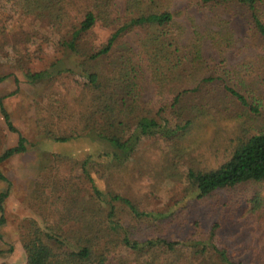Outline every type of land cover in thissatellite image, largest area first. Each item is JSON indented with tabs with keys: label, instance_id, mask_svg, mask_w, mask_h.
Wrapping results in <instances>:
<instances>
[{
	"label": "trees",
	"instance_id": "obj_1",
	"mask_svg": "<svg viewBox=\"0 0 264 264\" xmlns=\"http://www.w3.org/2000/svg\"><path fill=\"white\" fill-rule=\"evenodd\" d=\"M123 1L124 9L120 13L117 8L119 0H27L28 29L17 34L19 40L16 37L11 47L20 53L26 50L20 38L27 36L28 41L36 43L41 37L35 39L30 33H41L43 21L52 20L58 29L71 25L67 34L60 37L59 44L76 51L79 61L76 68L65 66L63 60L58 59L44 69L28 71L26 81L53 83L64 72L85 77L79 97L73 105L56 103V120L52 122V115L38 117L40 124H43L39 131L42 139L67 142L80 136H89L103 141L106 148L97 154L89 153L80 160L77 163L81 169L78 173L74 169L62 171L57 168L58 160L68 157H61L59 153H56L57 162L51 164V160L45 165L44 168H48L49 172L43 173V184L38 189L34 188L33 193L36 199H48L47 203L51 207L48 206L50 209L42 213L41 220L33 216L28 222V232L23 234L26 253L23 264H108V257L118 246L125 251L119 257L120 264H245L243 260L235 258L226 246L215 242V230L219 223L213 224L208 237L185 235L177 238L170 235L169 228L165 234L143 233L144 227L156 226L158 221L171 222L169 218L174 212L140 208L136 202L111 186L113 182L120 181L126 163L131 160L144 137L177 135L178 139L183 138L190 131L193 121V118L184 119L181 115L172 121L167 114L159 116L152 113L153 108L142 94L137 56L146 60L160 94L174 88L172 104L177 105L190 89L181 82L168 81V71L171 65L181 67L182 62L175 61L178 57H187L188 61L191 57L193 62L197 61L201 53L199 47L204 40V34H200L197 29L196 34L200 36L192 43L190 52L183 49L182 41L187 28L180 19L183 10L173 8L175 0ZM188 2L204 8L232 10L236 7L247 15L253 31L252 42L259 45L264 40V0ZM72 10L77 12L76 23L68 19ZM97 24L111 32L105 41L95 47L94 44L87 47L84 40ZM144 27L151 30L140 37V48L134 51L132 45L123 42V37L134 29ZM2 29L0 26V54L5 49L2 41L5 33ZM205 29L208 38L215 44L224 45V49L232 46V33L227 27L225 31L220 29L213 33L209 27ZM248 58L238 71L227 67L226 61L222 60L221 69L216 74L211 73L202 79L205 85L197 101L189 107L204 113L219 103V107L224 108V120L236 122L243 121L247 115L250 119H254L253 115L260 116L264 98L260 92L253 91L255 96L251 99V83L242 77L252 70L254 76L251 82L264 86V55L258 59ZM2 59L7 61V58L0 56V62H3ZM1 68L2 65L0 81H3L8 75ZM14 92L0 94V112L8 129L19 132L5 103V98ZM227 101H231L232 106L228 107ZM246 127L251 133L246 136L241 130L238 131L235 145L225 160L214 166L211 163L202 165L200 161L191 163L188 176L197 195L203 199L223 189L261 183L262 188L259 190L256 187L251 193L249 207L254 213L257 208L260 211L263 208L264 127L254 129L244 123L242 128ZM180 129L188 130L178 134ZM29 144V139L19 132L16 144L2 149L0 134V180L8 186L0 193V224L6 220L4 202L12 184L1 165L13 156L25 153ZM101 176H105L110 185L101 186L98 182ZM85 184L89 185V191L86 199L82 200L80 195ZM47 189H50V195ZM34 207L41 209L43 205L35 204ZM47 215L55 216V221H49ZM163 254L170 255V259L163 261ZM0 264L14 263L5 260ZM259 264H264V256Z\"/></svg>",
	"mask_w": 264,
	"mask_h": 264
},
{
	"label": "rangeland",
	"instance_id": "obj_2",
	"mask_svg": "<svg viewBox=\"0 0 264 264\" xmlns=\"http://www.w3.org/2000/svg\"><path fill=\"white\" fill-rule=\"evenodd\" d=\"M26 4L27 0H0V26L5 33V38L2 40L5 49L1 51L0 56L7 58L8 61L2 59L3 62H0L1 71L8 75L5 80L0 81V94L5 95L15 91L5 98L6 107L11 112L19 132L30 142L29 149L25 153L15 155L1 165L2 171L12 184L4 202L6 220L0 224V262L6 260L14 264H23L26 260L23 234L28 232L30 218L35 216L41 220L42 213L50 209L48 206L51 207L49 202L47 203L48 199H36L33 193L34 188L38 189L43 184V173L49 172L48 168H44L45 165L51 160V164L57 162L56 153H59L61 157L62 155L68 157L59 156L61 159L57 162V165L59 164L57 168L62 171L74 169L78 173L81 170L77 165L80 160L89 153L97 154L106 148L103 141L89 136H80L67 142L42 139L39 131L43 124H40L38 117L43 114L52 115V122L56 120L57 116L54 113V108L58 107L56 103L73 105L79 97L85 77L77 73L64 72L53 83L26 81L28 71L44 69L58 59H62L65 66L72 65L76 68L79 61L76 51L59 44L60 37L67 34L71 25L58 29V25L52 20L43 21L41 33H30L35 39L41 37L36 43L32 44L28 41L27 36L20 38L21 45L26 50L20 53L11 47L13 40L16 41L17 34L28 29ZM117 8L120 13L123 12V0H119ZM173 8L183 10L180 19L187 28L182 41L186 52H190L189 49L192 48L195 39L197 40L200 34H204L202 38L204 40L199 47L202 53L200 58L193 62L191 57L189 61L187 57H178L175 61L180 60L181 67L171 65L168 71V81L181 82L190 91L179 104H172L175 96L174 88L160 94L152 80L146 60L137 56L139 82L144 99L154 110L152 113L159 116L167 114L172 121L178 119V115L184 119L193 118L190 123L191 129L179 139L177 135L144 137L131 160L126 163L120 181L113 182L111 186L136 202L140 208L174 212L169 218L171 222L158 221L155 223L156 226L144 227L143 233L165 234L164 232L169 228L170 235L177 238L185 235L208 237L213 224L219 223V227L215 230V242L226 246L235 258L243 260L245 264H259L264 256V195L262 211L257 208L253 213L249 205L251 193L256 187L260 190L261 183L249 184L250 187L242 185L236 189H223L215 192L208 199H203L197 195L188 173L191 163L200 161L202 165L211 163L214 166L225 160L235 145L238 131L241 130L246 136L251 133L247 130L248 127L242 128L244 123L254 129L264 127V104H261L260 116L253 115L254 119H250L247 115L248 117L240 122L224 120V108H220L219 103L214 109L206 110L204 113L198 109L192 110L189 106L194 105L205 85L202 79L211 73L216 74L221 69L222 60L226 61L227 67L238 71L239 68H243L246 60H249L248 57L258 59L260 55H264V40H261L259 45L252 42L253 31L247 15L236 7L232 10L204 8L188 0H175ZM68 19L76 23L77 12L70 11ZM206 27H209L211 33L220 29L225 31L227 27L232 33V46L224 49V45L215 44L208 38ZM197 29L200 30V34H196ZM149 30H151L149 27L134 29L123 37V42L129 43L134 51H137L140 48V37ZM110 32V29L97 24L84 41L87 42V47L91 44L95 47L105 41ZM17 38L19 40V37ZM10 53L11 55H8ZM253 76L252 70H249L247 76L242 77L246 82L251 83L249 86L252 91L249 92L251 99L255 96L253 91L260 92L264 98V86L258 85L257 82L252 83ZM238 83L240 84V80ZM46 84L48 86L43 88ZM227 106H232L231 101H227ZM162 109L165 112H162ZM187 130L180 129L178 134ZM19 132L8 129L0 112L2 149L16 144ZM98 182L101 186L110 185L105 176H101ZM7 187V184L0 180V193ZM88 188L89 185H83L80 195L82 200L86 199ZM50 193V189H47V194ZM35 204L43 205V208H35ZM74 210L76 211L77 208L74 207ZM37 211L39 214H36ZM47 218L51 222L56 219L53 215H47ZM124 253L121 246L116 247L115 252L108 257V264H120L119 257ZM161 258L166 261L170 259V255L165 254Z\"/></svg>",
	"mask_w": 264,
	"mask_h": 264
}]
</instances>
